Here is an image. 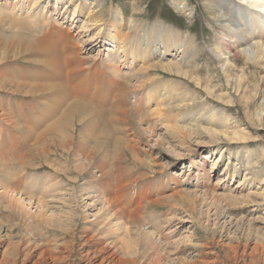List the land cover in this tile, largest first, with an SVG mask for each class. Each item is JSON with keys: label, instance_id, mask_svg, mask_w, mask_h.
Wrapping results in <instances>:
<instances>
[{"label": "rangeland", "instance_id": "rangeland-1", "mask_svg": "<svg viewBox=\"0 0 264 264\" xmlns=\"http://www.w3.org/2000/svg\"><path fill=\"white\" fill-rule=\"evenodd\" d=\"M9 1L14 3L15 0ZM49 1L43 0V3L41 2V11L50 13L52 11L49 10L51 7H56V10H59L56 13L58 15L55 17L60 23L62 22L63 35L70 41L68 43L67 41L60 42L59 36H57L59 33H56L57 35L55 34L50 40L48 39L49 42L57 44L62 55L68 48L77 46L75 49L80 51L85 46H89L84 41L96 29L89 28L88 32L80 34H78V31L84 25V21H87L90 11L97 9V7L93 6L95 0H84L86 4L74 17H77L74 23L69 22L72 19L73 7L67 10L64 4L55 5L56 0ZM99 1L106 15H110L109 10H116L123 14L125 21L136 18L138 23L143 25L151 26L154 23H160L167 28L173 29L181 36H184V38L188 36L198 40L199 54L195 56L196 63L194 62L192 66L199 70L195 74L197 78H202L203 83L206 80L208 84H211L208 86L206 83L204 86H208L210 91H214V94L213 96L209 95L205 87L196 89L197 86L192 83L191 86L199 92L201 99L199 101H206L209 111L218 110V114L212 121L214 125L209 124V122L206 123L211 117V112L207 113L203 110H199V114H204V121L200 120L203 129L198 127V131L194 130L189 133L172 131V123L175 122L171 121V117L170 121L172 123L164 120L165 122L160 121L155 127L154 120L156 117L154 116H150V119L146 118L147 121L140 122L137 119L139 118L138 116L132 115L133 119L131 118L130 122L129 120L126 121L127 119L124 116L118 115L119 112L112 111L110 114L109 108L115 107L137 108L141 112L154 109L158 102V97L155 96L154 100L149 104L145 103L147 100L146 96L150 94V87L147 86H145L148 88L145 91V101L142 98V104L136 105L134 97L140 93L139 90H136L137 93L135 92L133 87L135 81L124 84L126 85L125 89L122 88L121 90L123 91L124 89L126 94L120 97H117L120 93L119 90L112 93L107 88H101L100 90L97 88L96 91L99 90L98 94L91 93L93 91L90 90L89 99L92 97L93 103L109 111L108 117L110 116L109 118L112 119L111 123H113L114 119L117 122L114 120L113 125L110 124L112 129H116L113 131L114 139L117 138L120 141L117 143L113 142L101 150L104 155H107L106 160L110 168L115 171L122 169L123 176L129 180L133 181V179L140 178L141 180H137L138 183H136L134 189L138 190L141 187H147L148 196L152 200L159 197H164L166 200H162L160 204L152 205L153 207L147 209L146 212L144 211L141 222L142 224L145 222L144 225H141V223L140 226L129 225L128 227L131 230L129 234L127 233L128 237L123 231H120V233L115 232L116 230L114 229L106 230L107 232L103 231L102 225L106 226L110 220L106 222L103 216L102 204L93 198L79 201L76 207H72V209L78 211L76 227L72 224L70 227H66L64 231L51 228V232L46 233V231H42L44 230L42 227L36 225L32 221L33 219L29 217V215H37L40 212L37 204L32 203V205H29L30 202L24 200L25 206H21V208L23 207L22 210L17 208L16 205L10 204L6 198L0 197V264H101L105 254L99 253L98 249L103 247H107L108 252L114 253L116 259H125L127 261L136 259V264H264V184L262 190L255 192V197L249 194L251 191H255L256 185L260 183L261 179H264V112L262 116H259L261 110L264 109V73H260L261 71L255 72L252 65L246 66L244 59L239 58L237 66L246 68L247 79L251 83L256 80L258 88H254L252 92L249 90L244 96L241 92H237L236 88L226 86V76L222 73L212 51L218 29H211L209 23L212 24V20L208 17L207 7L210 6L209 4L213 0H188L190 5L188 9L190 11L177 10L171 0ZM222 1H230V7L240 3L239 0ZM2 2L4 1L0 0V4ZM228 19H232L231 16ZM212 25L214 27V25L220 24L214 21ZM242 26L244 27V25ZM5 27L7 28L8 26ZM39 34L40 37H43V33H38V36ZM99 45L93 49L94 51L92 50V55H96L103 48H100L101 45ZM102 50L104 51L99 53H101V58L104 59L108 55V51L106 48ZM41 58L37 54H30L25 57H19L17 58L18 60L10 58V60L4 61L1 65L11 63L10 65L21 64L22 66V64H25L22 66L23 68L32 69L35 64L39 66L38 60H43ZM64 64V67L68 66L65 62ZM73 64L72 62L69 65ZM81 68L87 69L88 65H82ZM65 69L69 71L72 68L66 67ZM66 70V79L71 81L72 77L67 74ZM152 73L155 74V72H151V77L159 78L158 80L162 78L165 80L176 79L161 71H158L159 75H153ZM142 79L140 81L143 82ZM80 80L81 78H76V83ZM210 80L212 81L210 82ZM76 83H73L72 86ZM86 83L84 81L82 85ZM92 83L95 85V82L92 81ZM136 85V89H144L143 87L138 88L143 85L141 82ZM134 93L136 94L134 95ZM21 97L18 95L14 96V98L19 100H21ZM143 107L145 108L143 109ZM204 128L212 129L213 131H207ZM214 130L217 131V134ZM235 132L245 134L246 136H243L246 137L247 142L231 139L233 137L232 134ZM215 134L218 136L216 137ZM3 137L1 138L3 139L2 141H5ZM126 141L131 146H135L136 150H132L133 153L129 146L126 145ZM1 143L3 142L0 141V149ZM92 148L91 146L90 149ZM221 151L223 152L222 154L220 153ZM59 153L61 152L59 151L58 155H60ZM0 155H2V158L0 157V175H2V177L0 176V182L8 178L9 181L12 180L13 184L17 180H15L14 175L21 168L17 165V161L11 160L12 156L10 154L2 153ZM247 158L253 165L255 164L256 173L253 180H251L253 186L243 189L241 182L243 181V176L249 171L245 166ZM47 160L48 162L52 161L58 169L65 167L63 158L58 156H50ZM14 164L16 168H14ZM236 166L238 168L235 171ZM34 168L37 170L24 172V177H29L21 179L24 182L20 186L21 189L20 187L18 188L24 193L29 192V196H38L39 188L47 183L39 178L54 171L44 162H37L34 167L32 166L29 169ZM13 170H16L15 174ZM234 171L235 173H233ZM6 172L9 173L6 174ZM232 174L234 175L232 176ZM58 175V180L65 179V177L68 179L71 176L70 174L63 175L61 173ZM86 181L90 180L86 179ZM33 182L40 183L30 186ZM71 185V182L66 183L65 189H70ZM78 186L79 183L74 184V188H78ZM1 191L0 195L2 194ZM212 195L217 201L221 202L215 201ZM7 205L9 208L14 207L12 208L13 211ZM53 206L56 208H50L45 211L47 216H51L52 212L56 214L63 212L65 216H69L70 208H64L58 202L53 204ZM21 213L25 215L23 214V216ZM21 217L23 218L22 221H20ZM62 219L65 221V218ZM156 220L157 222H155ZM28 227L30 228L29 230ZM103 236L105 241L104 238H101ZM138 236L141 238L139 239ZM122 237H128L125 239L127 245L125 242V245L121 242ZM134 240L137 242H134ZM97 242L102 244L97 245ZM152 243L153 245H151ZM49 252L62 259L54 263L50 259L51 256L48 255Z\"/></svg>", "mask_w": 264, "mask_h": 264}, {"label": "bare ground", "instance_id": "bare-ground-1", "mask_svg": "<svg viewBox=\"0 0 264 264\" xmlns=\"http://www.w3.org/2000/svg\"><path fill=\"white\" fill-rule=\"evenodd\" d=\"M3 1L0 4V65L4 61L10 60V58L17 59L30 54H37L43 60H38L39 66L35 64L32 69L23 68L22 66L25 64L21 66V64L10 65L11 63H4L5 65L0 66V141L6 142L5 144L1 143L0 154H10L12 156L11 160L17 161V165L21 168L19 171L15 170L17 173L13 170L14 174L16 173L14 178L15 180L17 179L13 184L12 180L9 181L8 178V181L0 182L1 195H3H0V197L6 198L10 204L16 205L17 208L25 206L24 200H28L30 202L29 205H32V203L37 204L40 212L37 215H29V217L33 219L32 221L36 225L42 227L44 230H41L46 231V233L51 232V228L64 231L66 227H70L72 224L76 227L78 211L72 209V207H76L79 201L93 198L102 204L103 216L106 222L110 220L106 226L102 225L103 231L114 229L116 230L115 232L120 233V231H123V233L128 235L131 230L128 227L129 225L140 226L144 211L146 212L150 207L160 204L166 198L159 197L152 200L148 196L147 187H141L138 190L134 189L136 183H138L137 180H141L140 178H135L136 180L133 179L132 181L123 176L122 169L115 171L110 168L106 160L107 155H104L101 150L113 142H119L120 139H114L113 131L116 129H112L111 124L113 125L115 119L111 123L112 119L109 118L110 116L108 117V112L110 111V114L112 111L119 112L118 115L124 116L127 119L126 121L133 119L132 115L138 116L139 118L137 119L140 122L147 121L150 116H154L156 117L154 120L155 127L160 121L165 122L164 120H167L168 123L175 122L172 123V131L189 133L194 130L198 131L197 128L201 127L200 120L204 121V114H199V112L203 110L207 113L211 112V117L206 123L209 122V124L214 125L212 121L218 114V110L209 111L206 101H199L201 99L199 92L196 90L204 88V84H208V81L205 80L203 83L202 78L196 77L195 74L199 70L192 66L196 61L195 56L199 54L198 40L188 36L184 38V36H181L173 29L167 28L160 23H154L151 26L143 25L139 24L136 18L125 21L123 14L116 10H109L110 15H106L102 10L103 7L100 1L95 0L93 6L97 7V9L90 11L87 21H84V25L78 31V34H80L88 32L89 28L96 29L93 33L94 35L92 34L84 41L89 46H85L83 50H80L81 52L75 49L77 46L68 48L65 53L62 52V55L60 47L49 42L56 33H59L56 35L59 36L60 42H70L63 35L62 22L60 23L55 17L58 15L56 13L59 12L56 7H51L49 10L52 11L50 13L47 11L46 13L40 9L43 0H15L14 3L9 0ZM171 1L177 10L190 11L188 9L190 7L188 0ZM239 1V4L230 7V1L213 0L207 9L209 12L208 17L212 20V24L214 21L220 24L213 27L209 23L212 30L218 29L212 51L222 73L226 76V86L236 88L237 92H241L245 96L249 90L252 92L254 88H258V82L254 80L251 83L246 77V68L238 67L237 61H239V58H243L246 66L250 64L255 72L261 71L260 73H264V0ZM58 4H64L67 10L73 7L72 19L69 22L74 23L77 18L74 17L86 3L84 0H56L55 5ZM230 16L232 19H228ZM5 26L8 27L6 28ZM38 33H43V37H40V34L38 36ZM98 45L108 51V55L104 59L100 56L104 51L102 50L103 48L99 50L101 53L91 54L92 50L97 48ZM64 62L68 66L64 67ZM72 62L74 64L69 65ZM86 64L88 65L87 69L81 68L82 65ZM66 67L72 69L67 71ZM65 70L68 75H71V81L66 79ZM158 71L176 79L165 80L162 78L158 80L159 78L151 77V72H155V74L152 73L153 75H159ZM76 78H81V80L76 83ZM141 79L143 82L140 81ZM84 81L87 83L82 85ZM92 81L95 82V85H93ZM133 81L136 84L141 82L143 85L138 88H144L143 90L136 89L137 85L134 82L135 92L139 90L140 93H138V96L137 92L134 93V95L136 94L134 97L136 105H140L145 101V91L148 90L147 87H150L149 92L151 95L146 96L147 100L145 103H151L157 96L158 102L154 109L141 112L137 108L115 107L109 108L110 110L107 111L105 108L98 107L93 103L92 97L89 99L90 90L93 91L91 93L96 94L101 88H107L112 93L119 90L120 93L117 97H120L126 94L124 90L126 85L124 84L126 82L133 83ZM73 83L76 84L72 86ZM191 83L195 84L197 88L193 89ZM208 86L205 87V90L208 91L209 95L213 96L214 91H210ZM97 88L99 89L98 91H96ZM122 88H124L123 91L121 90ZM17 95L22 96L21 100L14 98ZM263 112L264 109L258 115L262 116ZM167 127L169 128V126ZM207 128L204 129L207 131L212 130ZM215 132L217 134V131ZM244 133L246 132L244 131ZM175 134L177 135V133ZM232 135L231 139L247 142L245 134L235 132ZM2 137L5 138V141H2ZM121 143L123 144V142ZM126 145L129 146L131 152L136 150L135 146H131L127 141ZM91 146L93 147L92 149H90ZM59 151L61 152L59 153L60 155H58ZM104 153L106 154V152ZM220 153L222 154L223 152L221 151ZM50 156L63 158L65 167H62L63 169L56 168L52 161L48 162L47 158ZM0 157L2 158V155ZM134 159L136 158L134 157ZM37 162L47 163L54 171L39 178L47 182L43 187L39 188L40 191L37 192L39 195L29 196V192L26 191L27 193H24L18 188L24 182L21 179L29 177H24L25 171L37 170L35 168L29 169L32 166L34 167ZM254 165L248 158L246 159L245 166L249 171L243 176V181L241 182L243 189L253 186L251 180H253L256 173ZM12 167L14 166L12 165ZM14 168H16V165ZM237 168L236 166L235 171ZM8 173L6 172V174ZM59 173L63 175L70 174L71 176L68 179L65 177V179L58 180ZM21 175L22 177H20ZM0 176L2 177V175ZM86 179L90 181H86ZM68 182H71V188L65 189ZM36 183L40 182H33L30 186ZM75 183H79L78 188H74ZM263 184L264 179H261L258 185L255 184L257 186L256 190L251 191L249 194L255 197V192L262 190ZM215 201H217L216 198ZM56 202L62 204L64 208L71 209L69 210V216H65L62 211L61 214L52 212L51 216H47L45 211L50 208H56L52 207ZM12 208L10 207L9 209L12 210ZM23 214L21 213V215ZM62 218H65V221ZM22 219L21 217L20 221ZM144 224L141 223V225ZM137 230L139 231V229ZM149 233L151 232L149 231ZM101 238H104V236ZM122 238L121 242L125 245V239L127 238ZM134 242L137 241L134 240ZM96 244L100 245L102 243L97 242ZM98 250L100 251L99 253L105 254L101 264H136V259L132 261L116 259L114 253L107 251V247L99 248ZM44 253L46 254V252ZM48 255L51 256L49 257L54 263L62 259L58 256L56 257L52 252L51 254L49 252Z\"/></svg>", "mask_w": 264, "mask_h": 264}]
</instances>
